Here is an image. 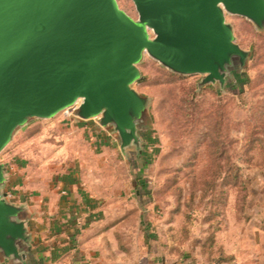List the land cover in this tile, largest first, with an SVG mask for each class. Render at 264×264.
<instances>
[{
  "label": "rangeland",
  "instance_id": "obj_1",
  "mask_svg": "<svg viewBox=\"0 0 264 264\" xmlns=\"http://www.w3.org/2000/svg\"><path fill=\"white\" fill-rule=\"evenodd\" d=\"M117 1L138 18L133 0ZM226 21L250 55L224 87L147 53L138 64L141 78L132 87L148 99L141 151L135 144L123 151L112 126L97 128L98 116L81 119L73 105L18 128L0 162L53 174L75 165L104 202L132 204V218V206H145L140 232L167 240L173 253L199 248L203 259L219 263L218 236L230 219L248 220L256 202L264 203V30L240 15L226 14Z\"/></svg>",
  "mask_w": 264,
  "mask_h": 264
},
{
  "label": "water",
  "instance_id": "obj_2",
  "mask_svg": "<svg viewBox=\"0 0 264 264\" xmlns=\"http://www.w3.org/2000/svg\"><path fill=\"white\" fill-rule=\"evenodd\" d=\"M138 18L117 0H0V153L18 128L51 118L81 99L75 115L112 126L120 147L135 144L148 99L133 83L149 54L202 83L225 86L250 55L235 42L226 14L264 30V0H133ZM0 162V264H26L32 232L24 204L8 200Z\"/></svg>",
  "mask_w": 264,
  "mask_h": 264
},
{
  "label": "crops",
  "instance_id": "obj_3",
  "mask_svg": "<svg viewBox=\"0 0 264 264\" xmlns=\"http://www.w3.org/2000/svg\"><path fill=\"white\" fill-rule=\"evenodd\" d=\"M1 162L9 171L6 197L24 204L31 216L26 264H264V203L256 202L248 220L230 219L218 236L224 256L217 263L203 259L199 248L173 253L167 240L158 241L146 228L140 232L145 206L133 204L132 218V204L104 202L83 185L75 165L53 174Z\"/></svg>",
  "mask_w": 264,
  "mask_h": 264
},
{
  "label": "trees",
  "instance_id": "obj_4",
  "mask_svg": "<svg viewBox=\"0 0 264 264\" xmlns=\"http://www.w3.org/2000/svg\"><path fill=\"white\" fill-rule=\"evenodd\" d=\"M221 247V249H220V253H221V257L222 256H224V251H223V249H222V246H220Z\"/></svg>",
  "mask_w": 264,
  "mask_h": 264
},
{
  "label": "built area",
  "instance_id": "obj_5",
  "mask_svg": "<svg viewBox=\"0 0 264 264\" xmlns=\"http://www.w3.org/2000/svg\"><path fill=\"white\" fill-rule=\"evenodd\" d=\"M65 264H76V263H74L73 261H67L65 262Z\"/></svg>",
  "mask_w": 264,
  "mask_h": 264
},
{
  "label": "bare ground",
  "instance_id": "obj_6",
  "mask_svg": "<svg viewBox=\"0 0 264 264\" xmlns=\"http://www.w3.org/2000/svg\"><path fill=\"white\" fill-rule=\"evenodd\" d=\"M80 101H81V99H79L76 104L78 105Z\"/></svg>",
  "mask_w": 264,
  "mask_h": 264
}]
</instances>
